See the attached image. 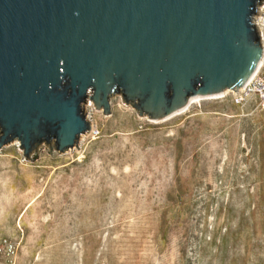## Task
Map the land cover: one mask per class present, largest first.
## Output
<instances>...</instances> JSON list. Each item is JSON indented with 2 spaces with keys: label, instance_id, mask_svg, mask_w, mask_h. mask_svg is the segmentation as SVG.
I'll use <instances>...</instances> for the list:
<instances>
[{
  "label": "rangeland",
  "instance_id": "374dc122",
  "mask_svg": "<svg viewBox=\"0 0 264 264\" xmlns=\"http://www.w3.org/2000/svg\"><path fill=\"white\" fill-rule=\"evenodd\" d=\"M111 101L70 154L0 148V264H264V104Z\"/></svg>",
  "mask_w": 264,
  "mask_h": 264
},
{
  "label": "water",
  "instance_id": "95a60500",
  "mask_svg": "<svg viewBox=\"0 0 264 264\" xmlns=\"http://www.w3.org/2000/svg\"><path fill=\"white\" fill-rule=\"evenodd\" d=\"M258 2L0 0V148L70 154L91 133L83 109L109 116L112 96L159 121L237 93L262 55Z\"/></svg>",
  "mask_w": 264,
  "mask_h": 264
},
{
  "label": "built area",
  "instance_id": "2783aa9c",
  "mask_svg": "<svg viewBox=\"0 0 264 264\" xmlns=\"http://www.w3.org/2000/svg\"><path fill=\"white\" fill-rule=\"evenodd\" d=\"M257 8L261 10L253 19V27L257 31V37L262 49L260 62L255 72L252 73L247 82L238 90L234 92L227 91L220 99L230 94V99L237 107H244L251 102L255 104H264V0H259ZM86 108V107H85Z\"/></svg>",
  "mask_w": 264,
  "mask_h": 264
},
{
  "label": "bare ground",
  "instance_id": "6f19581e",
  "mask_svg": "<svg viewBox=\"0 0 264 264\" xmlns=\"http://www.w3.org/2000/svg\"><path fill=\"white\" fill-rule=\"evenodd\" d=\"M259 62H260V59H259V61H258V65H259ZM258 65H257V67H258ZM252 75V74H251ZM250 78V77H249ZM232 92H234V91H232ZM227 93V91H224V92H222L220 95L219 94H217V95H214V96H210V97H204V98H201V97H193V98H190L189 99V101H188V104H187V106H185L184 108H182L181 110H179L178 112H176V113H174L173 115H171L170 117H172V116H174V115H176V114H178L179 112H181V111H184V110H186L189 106H191L192 104H194V103H196V102H198V101H202V100H209V99H213V98H221L223 95H225ZM86 108H90V109H92V106H90V107H86ZM169 117V118H170ZM168 119V118H167ZM150 121V120H149ZM160 121V120H159ZM152 122V121H151Z\"/></svg>",
  "mask_w": 264,
  "mask_h": 264
}]
</instances>
